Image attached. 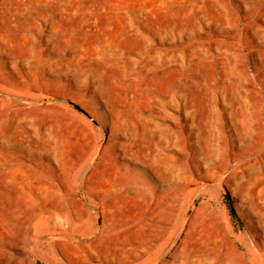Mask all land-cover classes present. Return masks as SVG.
I'll use <instances>...</instances> for the list:
<instances>
[{
	"label": "bare ground",
	"instance_id": "obj_1",
	"mask_svg": "<svg viewBox=\"0 0 264 264\" xmlns=\"http://www.w3.org/2000/svg\"><path fill=\"white\" fill-rule=\"evenodd\" d=\"M97 2L113 13L128 6L121 0ZM175 2L164 1L167 5ZM212 5L215 11L209 15L204 0L180 2L182 20L170 31L171 41H164L160 34H156L158 41H142L150 37L139 29L132 34L137 41H115L109 31L102 30L86 52L75 47L71 59H53L50 53L68 42L65 33L58 34L57 15L64 10L63 1L0 0V20L18 28L16 39L10 32L0 34V96L63 95L57 90L60 85L82 79L89 80L91 91L94 79L106 68L111 75L115 63L128 68L132 76L140 72L150 82L167 79L161 88L149 84L150 103L142 119L137 117L141 127L133 121L127 134L113 144L107 142L98 154L96 145L87 141L90 130L83 125L73 126L67 139L51 141L53 123H39L41 130L49 125V143L30 141L18 124L0 131V172L10 181L21 176L28 186L26 223L20 240L8 241V245L19 244L28 253L39 244L41 240H33L31 232H37L36 217L49 203V234L61 241L87 237L85 242L73 240L76 256L100 252L112 263L122 264H264V0H212ZM100 22L117 25V18L108 14ZM216 32L239 41L215 38ZM109 52L119 59H111ZM97 94L108 110L103 93ZM19 116L24 115L15 114L12 123ZM30 117L38 120L36 114ZM9 143L18 144L21 152L6 148ZM82 143L80 152L73 149ZM23 153L25 164L15 159ZM39 154L47 155L49 161ZM91 157L92 164L86 166ZM43 168L49 169V197ZM204 180L219 186L224 183L234 197L233 208L248 224L247 239L235 244L234 255L217 253L214 240L196 234L188 237L187 232L170 243L179 229L180 195L188 187L203 185ZM124 194L139 206L128 212L129 221L109 231L105 216L124 203ZM67 198L78 203L79 212L65 207ZM95 209L103 220L100 228L90 222ZM143 224L151 230L139 241L134 232ZM169 243L172 247L167 249ZM54 256L49 260L56 261Z\"/></svg>",
	"mask_w": 264,
	"mask_h": 264
},
{
	"label": "rangeland",
	"instance_id": "obj_2",
	"mask_svg": "<svg viewBox=\"0 0 264 264\" xmlns=\"http://www.w3.org/2000/svg\"><path fill=\"white\" fill-rule=\"evenodd\" d=\"M62 1L64 10H59L57 15L60 19L58 22V34L65 33L68 37V42L57 53H50L53 59H71L74 55L75 47L81 48L86 52L88 44L101 35L103 31H109L114 36L115 41H137L135 36L132 35L133 32L137 33V29L145 31V34L150 37V40L144 39L142 41H158L156 34H160L164 41H169V39L171 41L170 31L176 30L182 20L178 14V6L180 2L187 0H177L178 2L171 5L165 4V0H124L128 5L126 9L121 8V11L118 10L114 13L109 8L98 7L97 0ZM121 1L124 2L123 0ZM174 1L172 0V2ZM140 2L143 3L140 5ZM155 3H158L159 8ZM204 3L208 14L212 15L215 11L212 0H204ZM154 4L155 6L153 7ZM165 5L167 6L166 9ZM162 6H164V9ZM130 8L134 10L132 11ZM108 14L116 16L117 25L101 24L100 19ZM194 16L195 14H192V17ZM0 22V34L7 36L6 32H10V36L12 35L11 37L16 39L18 28L13 25L8 26L7 24L9 23L4 20H0ZM221 30L219 29V31ZM223 30L226 29L223 28ZM214 37L225 39L224 41H239L223 37L218 32L214 34ZM173 41H178V39H173ZM13 42L18 43L19 41ZM44 53L49 59V50H45ZM131 54L136 55L134 53ZM108 56L111 59H119L113 52H109ZM111 67V75L108 76L110 70L106 68L101 77L94 79L95 87H91V91L88 90L90 85L87 81L89 80L82 79L77 81V83L65 81L57 88L63 95L53 97H49V92H43L37 97H29V95L23 93L1 95L0 131L3 128H7L10 124H18L21 127L23 135L29 138L30 141H47L49 143V125L46 129L41 130L38 126L39 123L49 124V120L53 123L55 129L50 134L51 141H57L55 138L67 139L68 133L71 132L73 126L83 125L90 130V138L87 141L96 145V153L98 154L107 142L113 144L114 141L121 138V134H127L133 121L138 122V126L140 125L137 117L142 119L143 112L147 109L146 105L150 103L149 84L153 83L155 86L158 85L157 87L161 88L166 86L167 83L166 77L161 78V80L154 79L150 82L151 80L146 76L143 77L140 72L132 76L128 68L124 69L117 63L112 64ZM46 77L49 78V74ZM147 87L149 91L145 89ZM98 91L103 93V99L107 103L108 110L104 108L97 94ZM91 112L93 113L91 114ZM15 114H23L24 116H19L16 123H12L11 120ZM31 114H36L38 120L34 121L30 117ZM82 145L83 143L80 144L79 149H73L80 152ZM6 148L13 150L15 153L22 150L16 143H9ZM24 153H26L25 150ZM24 153L23 155L17 154L15 156V159L21 161V164L27 163ZM38 156L44 160L49 159L45 154H39ZM92 162V157L88 158L85 161V165L89 166ZM45 169L47 168L42 169L44 172L43 178L45 179L44 190L49 197V169ZM0 177V264H122L116 260L112 263L100 252L88 255L87 257L74 255L72 252L74 248L73 240L85 242L87 237L85 235H78L74 238L61 241L58 235L49 234V231H46L49 229V203L46 205L47 210L36 217L35 228L37 232H31L33 240H41L39 244L28 251V253L19 244L8 245V241L20 240L19 238L24 227L23 224L26 223L28 209L24 207V193L28 190V186L21 176H18L16 181H10L7 179L5 173L0 172ZM201 187L202 191L200 190ZM203 191L205 192L202 193ZM122 197L124 203L105 216V227L109 231L112 228L116 229L120 223L129 221L128 212L139 206L135 200L130 199L129 194H124ZM180 198L177 203L179 229L170 242L172 245L184 236V232H187L188 237L195 236L196 234L200 239L206 241L214 240L217 253L222 254L223 252L234 255L235 244L247 239L248 224L233 208L232 200L234 197L224 183H221V186H219L216 182L211 183L204 180L203 185L186 188L183 194L180 195ZM191 198L194 202L188 206V202L192 200ZM64 203L67 209L70 208L69 210L75 209L79 212L81 209L72 198H67ZM90 219L93 228L101 227L103 220L99 209L92 210ZM150 230V227L148 228L146 224L139 225L134 232V236H137L139 241H143ZM40 232L42 233L40 234ZM229 235L236 240L233 242L234 244L231 242L233 238ZM178 236H181L180 239ZM170 243L167 249L172 247ZM26 255H30L29 260L26 259ZM52 255H55L56 261L49 260V256Z\"/></svg>",
	"mask_w": 264,
	"mask_h": 264
}]
</instances>
